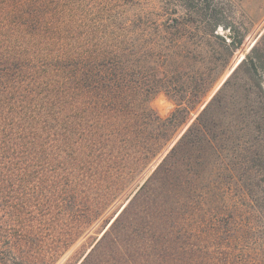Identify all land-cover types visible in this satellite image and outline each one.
<instances>
[{"label":"rangeland","instance_id":"1","mask_svg":"<svg viewBox=\"0 0 264 264\" xmlns=\"http://www.w3.org/2000/svg\"><path fill=\"white\" fill-rule=\"evenodd\" d=\"M217 1L212 47L241 43L202 102L151 96L162 118L183 105L186 122L130 179L110 187L114 178L91 171L69 188L67 155L0 172V264H264V0ZM215 94L199 132L172 153Z\"/></svg>","mask_w":264,"mask_h":264},{"label":"trees","instance_id":"2","mask_svg":"<svg viewBox=\"0 0 264 264\" xmlns=\"http://www.w3.org/2000/svg\"><path fill=\"white\" fill-rule=\"evenodd\" d=\"M166 2L151 13L150 0H0V172L67 155V187L91 171L108 173L112 187L162 152L186 122L181 104L203 101L241 43L212 47L217 0ZM161 90L181 101L165 118L149 105ZM217 96L172 153L199 132ZM56 141L62 147L49 149Z\"/></svg>","mask_w":264,"mask_h":264}]
</instances>
